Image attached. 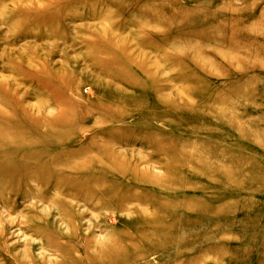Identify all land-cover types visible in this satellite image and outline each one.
Listing matches in <instances>:
<instances>
[{
  "label": "rangeland",
  "instance_id": "rangeland-1",
  "mask_svg": "<svg viewBox=\"0 0 264 264\" xmlns=\"http://www.w3.org/2000/svg\"><path fill=\"white\" fill-rule=\"evenodd\" d=\"M0 112V264H264V0H0Z\"/></svg>",
  "mask_w": 264,
  "mask_h": 264
},
{
  "label": "bare ground",
  "instance_id": "bare-ground-1",
  "mask_svg": "<svg viewBox=\"0 0 264 264\" xmlns=\"http://www.w3.org/2000/svg\"><path fill=\"white\" fill-rule=\"evenodd\" d=\"M196 107V106H195ZM70 115H71V113H70ZM0 116H2V113L0 112ZM58 117H56L55 118V120H53V124H55V123H60V121L62 122V121H64V120H66V118L68 117V113L65 111V109L64 108H62L61 110H60V112H59V114L57 115ZM119 116V115H118ZM120 116H121V119H122V115L120 114ZM125 117V116H124ZM120 119V118H119ZM27 122H28V124L30 125V126H33V125H37V124H35V123H37L38 121H36L33 125L31 124L32 122H31V118H29L28 120H27ZM41 122H42V120H41ZM24 124H25V126L27 125L25 122H23ZM49 124V123H48ZM46 126V125H45ZM27 127H29V126H26L25 128H24V126H22V124L20 123L19 125H15V124H11V127H9V129L7 130V132L9 131V132H11V129L14 131L15 129H16V131H19V130H22V128L23 129H27ZM15 131V132H16ZM0 132H1V129H0ZM6 132V133H7ZM8 134V133H7ZM28 137V135H26V138ZM1 140V139H0ZM2 141V140H1ZM101 148V147H100ZM104 148V147H103ZM107 149V148H106ZM108 150V149H107ZM1 151V150H0ZM100 152H102V150L100 151ZM12 153H14V152H12ZM110 155V154H109ZM109 157V156H108ZM107 157V158H108ZM113 157H114V155H113ZM113 157H111L112 158V160L111 161H114L113 160ZM104 158V157H103ZM106 158V159H107ZM110 158V157H109ZM108 160V159H107ZM92 161V160H91ZM109 161H110V159H109ZM87 162H89L90 163V161H87ZM88 163V164H89ZM94 163V162H93ZM112 163H114V162H112ZM101 164V163H100ZM179 164V163H178ZM182 164V163H181ZM94 165V164H93ZM103 165V164H102ZM101 165V166H102ZM112 165V164H111ZM83 166H85V163H84V165ZM81 167V168H84L85 169V167ZM100 166V167H101ZM104 166V165H103ZM194 166H196V165H194ZM91 167V166H90ZM117 167V166H116ZM165 167V166H164ZM174 167H176V166H174ZM89 168V167H88ZM88 168H86V170L88 169ZM117 168H122L121 166L119 167H117ZM80 169V168H79ZM90 169V168H89ZM112 169V168H111ZM123 169V168H122ZM121 169V170H122ZM79 172H80V170H78ZM83 171H85V170H83ZM76 173H78V172H76ZM121 173V171H119V174ZM77 176H79V174L77 175ZM80 176H83V175H80ZM167 212V211H166ZM168 214V213H167ZM166 215V214H165ZM163 216H164V214H163ZM165 217V216H164ZM118 239V238H117ZM116 240V239H115ZM107 242V241H106ZM119 242V241H118ZM118 242H115V243H118ZM114 243V244H115ZM120 244H121V242H120ZM114 246H116V244L115 245H109V247H107V248H101L100 249V252H98L97 251V253L95 254V256H93V258L91 259V258H87V259H90L91 261L92 260H94V261H96V262H98V260H96V259H102V258H107L108 257V261H105L104 260V263H107V264H118V260H120V259H118V257L120 256V255H113V257H114V259H112L113 257H111V259H109L110 258V256H112V254L113 253H117V252H121V251H119V249L120 248H115ZM120 246V245H119ZM86 259V260H87ZM84 260H85V258H84ZM83 260V261H84ZM99 260V262H101ZM107 260V259H106ZM88 261V260H87ZM120 262V261H119ZM103 263V262H102ZM121 263V262H120ZM125 263V262H124Z\"/></svg>",
  "mask_w": 264,
  "mask_h": 264
}]
</instances>
